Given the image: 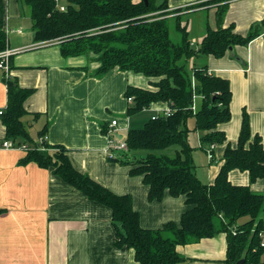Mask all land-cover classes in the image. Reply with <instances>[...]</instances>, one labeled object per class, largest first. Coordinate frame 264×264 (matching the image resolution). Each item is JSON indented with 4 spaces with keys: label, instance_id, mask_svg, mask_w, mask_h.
<instances>
[{
    "label": "trees",
    "instance_id": "obj_1",
    "mask_svg": "<svg viewBox=\"0 0 264 264\" xmlns=\"http://www.w3.org/2000/svg\"><path fill=\"white\" fill-rule=\"evenodd\" d=\"M19 1L29 9L34 41L58 42L63 58L95 55L91 60L99 63L93 73L95 77L118 69L158 79L149 83L155 91L126 88L124 96L132 100L126 115L130 117L159 102L165 103L170 113L147 120L141 128L129 129L124 137L126 149L122 157L125 159L113 161L129 166V176L142 178L148 188V201H161L165 195L182 196L186 210L178 223L167 222L157 229L141 227L131 195L115 194L87 174L76 171L67 150L44 139L46 128L37 132L36 138L30 136L23 121L29 114L24 103L33 90L3 78L7 105L0 116L5 140L28 145L19 164L34 163L48 169L88 200L108 208L116 236L115 247L131 249L138 264H184L186 259L176 252L177 246L218 234H224L226 239L223 264L239 261L264 264V247H260L263 239L260 234H264L261 219L264 197L253 193L249 185H235L229 180V173L239 170L248 173L250 183L264 181L261 138L252 134L247 113L243 111L236 146L227 142L218 126L231 119L229 83L209 75L206 66L195 63L204 57L222 58L230 46H246L258 32L251 31L241 37L233 32L232 25L223 28L225 4L218 5L215 11L216 29L207 27L199 46H194L186 30L183 12L186 9L169 11L167 0H147V4L142 0H65L64 11L58 10L54 0ZM2 23L0 0V52L7 48ZM193 95L199 98L195 112L191 111ZM30 115L32 121L39 117L37 113ZM189 118H193V130L200 135L201 151L206 154L211 145H225L222 164L211 184L202 182L195 173L193 148L187 140ZM170 147L176 148L173 157L155 154ZM136 151L147 154L129 161L127 155ZM4 211L0 208V214Z\"/></svg>",
    "mask_w": 264,
    "mask_h": 264
},
{
    "label": "crops",
    "instance_id": "obj_2",
    "mask_svg": "<svg viewBox=\"0 0 264 264\" xmlns=\"http://www.w3.org/2000/svg\"><path fill=\"white\" fill-rule=\"evenodd\" d=\"M210 1L215 0H167V4L169 11H189L185 15L186 30L190 37L193 34L194 46H199L207 27L216 29L218 5H227L223 28L232 25L233 32L241 37L258 32L246 46H233L232 56L227 52L222 58L204 57L195 63L206 66L210 74L229 83L231 119L218 126L227 142L236 146L245 111L252 134L260 136L264 148V0H220L197 7ZM20 3L2 1L1 29L7 50L24 49L10 56L9 78L21 88L33 90L24 103L29 113L23 119L27 131L28 127H34L36 138L37 132L46 128L47 143L63 146L76 171L87 174L115 194L131 195L141 227L157 229L167 222L178 223L186 210L184 197L165 195L161 201H148V188L142 178L129 176V166L113 161L124 160L123 151L109 150L112 137L107 134L111 120H117L116 139L125 137L128 131L126 112L131 104L124 96L126 88L155 91L149 83L158 79L118 69L95 77L93 73L99 66L91 61L95 55L63 58L58 44L35 42L30 17ZM58 5L65 3L58 0ZM3 78L0 70V110L7 105ZM198 101L199 98L196 106ZM148 109L161 115L168 107L159 102ZM32 113L39 114L36 121L31 120ZM4 141L10 140H5L0 116V145ZM14 146L0 148V208L5 210L0 214V264H138L131 249L115 247L108 208L88 200L48 169L34 163L19 164L28 145ZM224 148L225 145H219L212 151L208 184L222 164ZM127 159L133 158L127 155ZM229 180L235 185H249L253 193L264 197V181L250 183L247 172L232 170ZM261 219L264 222V210ZM176 252L186 259L184 264H223L225 235L177 246Z\"/></svg>",
    "mask_w": 264,
    "mask_h": 264
},
{
    "label": "rangeland",
    "instance_id": "obj_3",
    "mask_svg": "<svg viewBox=\"0 0 264 264\" xmlns=\"http://www.w3.org/2000/svg\"><path fill=\"white\" fill-rule=\"evenodd\" d=\"M61 3H65V0H60ZM21 6L24 8V13L28 12L29 15V9L28 7L23 4L20 3ZM21 7V8H22ZM192 9V8H191ZM190 10V9H188ZM22 12V9H21ZM189 13V11L184 10V14L186 15V13ZM195 19H197V16L195 17ZM30 20V18H29ZM193 36V34H191V37ZM142 76V75H141ZM143 78H145L144 76H142ZM147 84V82L145 81L144 85ZM157 111H153L152 109H144L130 117H127V119L129 120V126L126 127V130L129 129H135V128H141L144 123L151 119L152 117L157 115ZM187 127L190 129V132L188 134V143L190 144V146L193 148V152H192V158H193V163L195 166V173L198 176V179H200L201 181L207 183V177L209 175V160L207 158V154H205V152L201 151L199 149V134L193 130L194 128V120L193 118H189L187 121ZM28 131L30 133V136L32 138L35 137L36 134V130L34 129V127H28ZM175 149L174 147H170L166 150L163 151H156L155 154H166L169 157H173L175 155ZM147 154V151H136L134 153H129V157L130 158H134L136 156L141 157ZM132 160V159H131Z\"/></svg>",
    "mask_w": 264,
    "mask_h": 264
},
{
    "label": "built area",
    "instance_id": "obj_4",
    "mask_svg": "<svg viewBox=\"0 0 264 264\" xmlns=\"http://www.w3.org/2000/svg\"><path fill=\"white\" fill-rule=\"evenodd\" d=\"M2 1H7V0H2ZM55 3H56V7L58 8L59 11H64L65 9V6L63 5H58V0H54ZM58 44V42H47V43H41L42 45H46V44ZM24 50V49H23ZM22 49H16V50H4L2 52H0V70L3 71L4 73V78H9V58L11 55L17 53V52H21L23 51ZM208 74L210 75V73L208 72ZM193 83V82H192ZM193 102H192V105H191V111L192 112H195L196 110V101H197V97L195 95H193V98H192ZM127 101L131 104L132 103V100L131 98H128ZM170 113L169 109L167 110H164L161 115L163 116H167L168 114ZM2 114V110H0V115ZM160 114H158L157 116H159ZM157 116H154L152 117V119L156 118ZM117 126V120L116 119H113L111 120L110 124H109V130H108V136H111V140H110V143H109V150L110 151H124L126 149V145H125V142H124V137H122L120 140L119 139H116L115 138V135L117 134V131L115 130V127ZM44 139H46V137H44ZM14 144L13 142L11 141H4L1 143L0 145V148H3V149H12L14 148ZM214 145H211L208 150L206 151V154H207V158L208 160H212L213 158V155H212V151L214 149ZM110 157H114L112 154L110 155ZM263 235V234H260V236ZM260 247H264V243L261 242L260 243Z\"/></svg>",
    "mask_w": 264,
    "mask_h": 264
},
{
    "label": "water",
    "instance_id": "obj_5",
    "mask_svg": "<svg viewBox=\"0 0 264 264\" xmlns=\"http://www.w3.org/2000/svg\"><path fill=\"white\" fill-rule=\"evenodd\" d=\"M145 4H147V0H142ZM228 52L230 53V55H233V48L230 46L228 48ZM119 139H121V136H119ZM243 261H239L237 264H242Z\"/></svg>",
    "mask_w": 264,
    "mask_h": 264
}]
</instances>
